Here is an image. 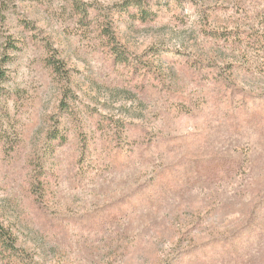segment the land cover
I'll return each instance as SVG.
<instances>
[{
    "label": "rangeland",
    "instance_id": "obj_1",
    "mask_svg": "<svg viewBox=\"0 0 264 264\" xmlns=\"http://www.w3.org/2000/svg\"><path fill=\"white\" fill-rule=\"evenodd\" d=\"M122 1L0 0V264H264V0Z\"/></svg>",
    "mask_w": 264,
    "mask_h": 264
},
{
    "label": "trees",
    "instance_id": "obj_2",
    "mask_svg": "<svg viewBox=\"0 0 264 264\" xmlns=\"http://www.w3.org/2000/svg\"><path fill=\"white\" fill-rule=\"evenodd\" d=\"M172 0H124L116 4V11L119 15L126 16L130 21H140V22H151L152 19H155L158 14L161 13V10H171L172 9ZM95 11V10H94ZM85 17H88L89 13L86 8L82 10ZM101 34L107 41L105 45L108 47L113 63L115 65H125L129 66L131 57L128 54V51L125 50L119 40L115 35L109 30V28L102 27ZM262 45H264V38L260 39ZM11 49H17L18 45L15 42L10 44ZM12 57L9 55H4L0 59V97L2 95V84L9 82L10 73L8 69L4 66L10 63ZM48 65L52 67L53 76L56 77L59 82H63V93L65 98L62 100L60 105V116H66L72 111L68 108V99L76 96L74 93H71L67 82L71 81L70 70L65 68V64L56 58L54 55L47 57ZM66 138V132L54 133L50 140L56 141L58 139ZM24 255L21 253L19 246L17 245V237L13 235L10 229H7L5 226L0 225V258H3L4 261L11 262V259H24Z\"/></svg>",
    "mask_w": 264,
    "mask_h": 264
}]
</instances>
